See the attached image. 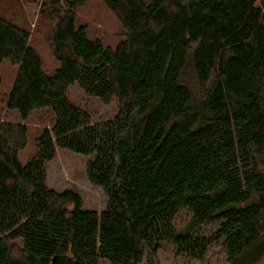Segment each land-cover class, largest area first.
Returning <instances> with one entry per match:
<instances>
[{
    "label": "trees",
    "instance_id": "1",
    "mask_svg": "<svg viewBox=\"0 0 264 264\" xmlns=\"http://www.w3.org/2000/svg\"><path fill=\"white\" fill-rule=\"evenodd\" d=\"M123 27L106 47L78 22L87 0H42L40 24L59 63L53 75L31 33L0 15L2 64L17 67L0 110V264H142L171 245L201 261L222 244L230 264L264 258V0H102ZM78 83L112 121L95 123L68 99ZM54 119L23 165L25 124ZM59 149L92 156L91 184L108 198L87 210L74 190L47 186ZM188 211L186 227L174 221ZM216 226L206 236L200 229Z\"/></svg>",
    "mask_w": 264,
    "mask_h": 264
},
{
    "label": "rangeland",
    "instance_id": "2",
    "mask_svg": "<svg viewBox=\"0 0 264 264\" xmlns=\"http://www.w3.org/2000/svg\"><path fill=\"white\" fill-rule=\"evenodd\" d=\"M42 0H0V15L12 20L31 33V45L44 61V72L53 75L59 68V63L52 54L48 42L49 27L40 24L39 12ZM78 22L86 25L89 36L100 40L106 47L116 48L123 40V27L116 16L106 7L102 0H87L78 10ZM2 82L0 84V99L10 93L17 75V67L9 62L2 64ZM69 102L81 109L93 122L103 123L112 121L118 113V103L113 100L110 104H103L98 98L87 96L78 83H74L68 90ZM0 101V105L4 102ZM54 119L52 108H45L35 112L25 123L29 129L28 143L19 153V161L25 165L36 154L35 140L44 129L50 128ZM20 123L17 112L0 110V123ZM92 156H86L59 149L55 158L47 165V186L55 191L74 190L83 199L84 208L98 213L104 211L108 205V198L104 191L91 184L87 176V166ZM190 220L188 211H182L174 221L178 229L187 226ZM216 229L208 224L200 229L201 235H210ZM100 264H109L102 261ZM142 264H230L222 244H213L201 261L190 260L177 255L171 245H165L154 258H146ZM257 264H264V258Z\"/></svg>",
    "mask_w": 264,
    "mask_h": 264
}]
</instances>
